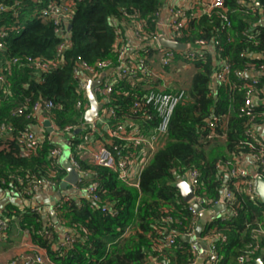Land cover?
<instances>
[{
    "label": "trees",
    "instance_id": "obj_1",
    "mask_svg": "<svg viewBox=\"0 0 264 264\" xmlns=\"http://www.w3.org/2000/svg\"><path fill=\"white\" fill-rule=\"evenodd\" d=\"M0 14V31L7 33L0 58L17 59L4 70V83L0 85V125L9 124L12 133L0 135V190L13 189L23 199L30 200L35 194V181H54V190L59 191L65 169L59 160L50 157L49 151L57 143L45 130L34 150L23 152L17 143V133L38 124L32 106L39 100L54 104L53 122L58 130L66 126L78 127L84 122L83 111L74 109L77 90L72 76L77 58L93 64L97 61L116 62L120 43L114 36V27H121L124 37L141 22L146 35L157 30L162 9L168 0H75L74 10L67 23L60 22L61 34L68 44L58 52L64 38L55 33L53 19L40 16L49 0H0L13 6ZM255 0H223L222 6L209 13L190 16L183 34L178 39L185 43L198 40L211 44L214 56L206 48L204 56L192 62V74L187 79V96L178 102L171 114L164 143L153 153L142 168L138 186L124 183L111 169L88 163L74 152L83 130L65 135L68 147L81 170L89 171V180L98 183V202L80 198L61 199L58 220L69 232V246L59 243L53 227L43 226L36 209L14 210L7 206L5 214L19 220V228L29 234V241L44 251L53 264H190L195 256L190 243L178 236L193 229L196 218L188 209V203L178 195L175 185L186 178L189 169L200 172L201 189L197 194L208 205L219 200L221 190L229 186L236 196L237 216L229 220H214L206 225L207 233L225 236V242L215 241L219 260L216 264H253L264 260V205L250 200L242 191L231 186L221 168L229 167L236 160L247 162L257 151L246 139V130L264 124L257 116L264 112L259 104L256 116L241 115L248 83L238 82L235 72L241 71L249 79L256 78L254 97L264 100V26L255 7ZM264 9V0H257ZM223 17L229 26L223 25ZM121 21L129 24V32L122 28ZM70 26V28H69ZM251 30V38L245 36ZM174 52V63L186 60L182 52ZM144 65L157 58V51L142 48ZM261 58H254L253 55ZM27 59L41 61L58 60L60 66L42 71L31 66ZM225 59L230 66V82L214 85L213 76L218 61ZM159 81L154 84L157 87ZM132 86L126 79L117 80L112 92L114 105L126 110L131 102L141 97L143 85ZM168 91V90H167ZM86 98V97H85ZM259 102V101H258ZM215 117L213 126L209 125ZM151 129V125L149 126ZM148 127V128H149ZM52 173H55L53 178ZM105 207V210H102ZM2 217L8 221L6 215ZM171 220H166V217ZM167 234H172L177 246H159ZM181 245V247H179ZM257 247V248H256Z\"/></svg>",
    "mask_w": 264,
    "mask_h": 264
},
{
    "label": "built area",
    "instance_id": "obj_2",
    "mask_svg": "<svg viewBox=\"0 0 264 264\" xmlns=\"http://www.w3.org/2000/svg\"><path fill=\"white\" fill-rule=\"evenodd\" d=\"M222 2L223 0H179V4L177 5L169 4L166 6L165 17L160 15V20L156 27L157 30L152 36L146 35L141 22H136L133 27L134 29L130 30L131 26L125 23V21H121L122 28L128 27L130 35H132L133 39L136 41V45L130 49L127 45L126 37L123 36L124 33L122 34L123 30L115 23L114 36L117 42L120 43V52L116 62L103 60L89 64L77 58L73 64L72 76L73 79H75L77 90L83 96L82 98L76 99L74 109L77 111L82 110L83 116L89 106L87 98H85L87 81L100 80V83L93 88V94L96 101L101 104V109L90 123H80L79 129L73 126H66L64 130L60 131L53 122L54 116L52 111L55 107L54 104L46 100H39L33 104V113L39 118L41 116L43 118L45 117L50 122L49 128L51 131L49 133V138L52 140V138L56 137H65L67 134H73L76 130H83L78 138L79 142L76 144L74 152H77L81 159L87 157L90 163L113 170L124 183L137 187L138 177L142 168L166 139L168 125L174 107L187 96L185 87L167 91V79L159 75V72L164 69L167 70L173 65H181L184 69L192 67L191 63L201 59L204 56V50L212 46L202 40H198L193 44L189 43L190 48L182 52V57L186 62L176 64L174 63V52L158 46L157 36L163 33L171 39L178 40L186 28L190 16L195 14H207L212 9L221 7ZM18 3V1H14L11 7L0 3V14L15 7ZM74 4L75 0H49L47 4L40 9V16L53 19L56 25L54 30L55 33L60 36V38H64V41L58 48V52H61L63 47L68 44L64 35L61 34V27L58 25L60 22L67 23L71 18ZM223 25L229 26V22L225 17H223ZM249 34H251V30L247 31L245 36L251 38ZM6 36L7 33L0 31V50L4 46L3 40ZM142 48H151L157 51L156 62H149L151 66L144 65L142 56L138 53ZM11 62L17 63L18 60L0 58V85H2L5 80L4 70L6 67L10 66L9 64ZM27 62H29L31 66L42 71L60 66L57 59L52 61L27 59ZM154 64H157V71L153 68ZM230 73L229 63L225 59H220L213 76L214 85L227 84L230 82ZM234 74L238 82H246L249 84L240 113L245 117H249L252 123V119L256 116L255 109L259 104L264 105V100H258L254 97L256 89L254 91L250 87L258 84V80H256V78L249 79L248 76L241 71H236ZM120 79H126L132 86H139V84L145 82L143 85V89L145 90L144 94L131 102L125 111L120 110L114 105V99L111 96L116 81ZM157 81H159V83L157 87H154ZM257 116L264 118V112L259 113ZM215 120V117H213L209 125L213 126ZM150 125L151 129L149 127ZM262 126H264V124L258 127L256 125L251 126L252 128H249L245 132L246 139L250 140L247 144H249L251 148L257 149V151L251 155V158L247 159L251 160V166H248V162L242 164V161L240 162L239 160H236L235 163L227 168L218 166L224 170L225 177L229 178L230 184L235 191L241 189L250 200L256 203H259V199L254 192V177L249 174L248 170L250 167H253L255 176L264 178V137L257 132V128ZM33 128L34 127H32L31 130L24 129L17 133V143L22 147L25 153L34 150L41 141V134L35 133ZM12 130L9 124L0 125V135L3 137L9 136ZM62 153L63 149L59 145L52 147L49 151L50 157H56L58 160L62 156ZM67 160L80 175L77 180L76 189L80 192L82 191L91 203L98 202V183L89 180V171L81 170L71 151H69ZM52 176L54 178L55 173H52ZM185 179L192 187V200L188 203V209L196 220L200 212L217 205L224 207L225 211L222 215L220 214L218 217L214 218V220H229L237 216V208L234 204L237 198L229 186H225L221 190L218 201L208 205V203L204 201V198L197 194L201 189L200 172L195 168H191L186 173ZM54 186V181L39 180L33 182L32 190L34 193H37L54 189ZM67 199L69 198H64V200ZM195 207L200 208V211H197ZM102 210H105V207H102ZM35 211L39 212L37 209ZM166 220H171V218L168 216ZM196 220L194 221L193 229L187 234L179 235V239L180 236H187L190 240L194 236L196 231ZM7 230L8 221L0 217V242L4 240ZM213 233L212 229L207 232L210 237V243L206 251L200 247L199 243L190 244L189 247L195 256L194 261L190 264H196L200 257L204 258L202 259V263H217L219 256L214 242L219 240V242L223 243L226 238L225 236ZM257 235L264 236V230H257ZM62 238V244L69 246L73 240L72 232H65ZM159 246L171 248L177 246V244L174 236L172 234H167L163 241L160 242ZM179 247H181V245H179ZM20 260V264H40L42 262L41 257L32 260L25 255L21 256ZM244 261L245 257H239L238 262L240 264ZM16 264H19V262H16Z\"/></svg>",
    "mask_w": 264,
    "mask_h": 264
},
{
    "label": "crops",
    "instance_id": "obj_3",
    "mask_svg": "<svg viewBox=\"0 0 264 264\" xmlns=\"http://www.w3.org/2000/svg\"><path fill=\"white\" fill-rule=\"evenodd\" d=\"M254 5L257 3V0L253 1ZM169 4H179V0H168L166 2L165 7L162 9L161 15L164 16L166 13V6ZM256 7V6H255ZM258 8V7H256ZM259 13L262 15L264 12L261 8H258ZM264 15V14H263ZM165 17V16H164ZM163 17V18H164ZM261 25L264 26V16L261 19ZM125 31L127 30L129 32L128 27H124ZM127 45L129 46V49L132 48L134 45H136V41L133 39L132 35L128 34L126 36ZM209 51L212 54H214L212 47L209 46ZM157 64H154V69H156ZM181 67V65H180ZM193 68V67H191ZM193 70V69H192ZM191 70V71H192ZM174 73V72H173ZM175 82H178L175 79ZM170 87H167L166 90H176L179 87H184L182 85L177 84H169ZM186 90L188 88V83L185 86ZM43 117H38V124L34 126V131L37 134H44L45 126L43 125V121L41 120ZM45 118V117H44ZM257 132L264 137V126L257 128ZM53 142H56L57 145L60 146V144L63 146L61 147L63 149L62 156L60 157L59 163L63 167V161H66L67 157L69 156V151H71L68 147L67 141L65 140V137H56L52 138ZM61 142V143H59ZM72 152V151H71ZM73 153V152H72ZM84 161L90 163L89 158L84 157L82 158ZM251 160H247L248 166H251ZM64 168V167H63ZM66 172V171H65ZM67 173H65L64 177ZM78 174V173H77ZM63 177V178H64ZM62 178V179H63ZM79 178V177H78ZM62 181V180H61ZM61 184V183H60ZM77 184V182H76ZM76 184H68V186L65 189H61L59 186V191H55L54 189H49L46 191H40L35 193L30 200L23 199L15 190L13 189H2L0 190V217H2L5 212L7 206L14 208V210H20L21 212L31 209H37L40 214L43 226L47 227H53L57 234L58 239L62 236L65 232L68 231V229L61 224V222L58 220V211L57 207L61 201L62 198H71L75 201H78L80 198H84L88 200L87 196L83 194V192L76 189ZM89 201V200H88ZM215 207V206H214ZM214 207H211L209 209L203 210L199 216H197V220L195 222L196 229L197 227H201L199 235L194 234V236L189 240V243H199L200 247L207 250L209 243H210V237L207 233L204 234L206 225L210 223V221L214 220V218L218 217L220 214L222 215L224 213V207L220 206L219 208L214 209ZM50 211H53L55 214V219L51 217L49 214ZM211 211V213L209 212ZM208 212L210 214L204 215L203 213ZM201 214H203V218L201 221ZM6 215V214H5ZM5 217H8L7 215ZM9 220V228L6 232V236L3 241L0 242V264H16V262L19 264L21 263V260L18 261L17 258H21V256L25 255L26 257H29L30 259H35L37 257L42 258V262L40 264H53L51 263L43 250L35 247L30 241H29V234L26 231H22L19 228V220L15 217L12 220L8 217ZM55 220V221H54ZM59 224L60 228L57 226ZM63 239V238H62ZM63 241L59 239V243L62 244ZM201 258V257H200ZM204 259V258H201ZM148 262L151 264H154V259L152 256L148 257ZM200 264H205L204 262Z\"/></svg>",
    "mask_w": 264,
    "mask_h": 264
},
{
    "label": "water",
    "instance_id": "obj_4",
    "mask_svg": "<svg viewBox=\"0 0 264 264\" xmlns=\"http://www.w3.org/2000/svg\"><path fill=\"white\" fill-rule=\"evenodd\" d=\"M256 7L260 8L259 3L257 2L255 4ZM70 28V26H69ZM157 44L158 46L162 47V48H166L175 52H184L186 50H188L190 48V44L189 43H184V42H180L178 40L175 39H171L169 37H167L166 35H164L163 33H160L157 36ZM212 56H214V54H212ZM254 58H261L260 55H253ZM87 87L85 90V95L88 101V108L84 113V122L85 123H90L92 121V119L97 115V113L100 111L101 109V104L98 103L94 97L93 94V88L95 86H97L100 83V80L97 81H92V80H88L87 81ZM43 121V125L45 126V129L48 133H50V122L48 119L46 118H42L41 119ZM79 130H76L75 132H78ZM63 167L66 171V176L63 178L61 184H60V188L61 189H65L68 184H72L75 185L78 177L80 176L79 174H77L76 170L69 164L68 160L66 159V161H63ZM249 174L254 177V192L256 194V196L259 199V202L261 204L264 205V178L255 176V170L253 169V167H250L248 170ZM177 191H178V195L180 196V198L186 202L189 203L192 200V187L188 184L186 179H182L180 180L176 185H175ZM220 205H217L214 207V209L219 208ZM197 211H200V208L195 207ZM211 213V211H209ZM201 213V212H200ZM208 212L203 213L204 215L206 214H210ZM49 214L51 215V217L53 219H55V214L53 211H50ZM203 214H201V221L203 218ZM55 221V220H54ZM57 226L60 228L59 224H57ZM201 227H197L195 233L196 235H199ZM61 230V228H60ZM62 241V238H59ZM180 240L182 242H189V239L187 236H180ZM202 261L201 258H199L196 262V264H200ZM253 264H264V260L262 257H258L253 261Z\"/></svg>",
    "mask_w": 264,
    "mask_h": 264
},
{
    "label": "rangeland",
    "instance_id": "obj_5",
    "mask_svg": "<svg viewBox=\"0 0 264 264\" xmlns=\"http://www.w3.org/2000/svg\"><path fill=\"white\" fill-rule=\"evenodd\" d=\"M155 62H156V58L154 60H152V63H155ZM153 68H154V66H153ZM157 70H158V68L156 67L155 71H157ZM191 70H192L191 67L184 69L182 66L180 67V65H173L167 70L164 69L163 71H160L159 75H161V76H163V78L167 79L166 80L167 87L171 86L169 84H177V85H182L185 87L187 82H188L187 79H188L189 75L192 74ZM175 79L178 82H175ZM158 80H160V79H158ZM160 87H161V85H160ZM79 127H80V125H78L77 128L79 129ZM59 143H61V142H59ZM60 146L63 147L61 144H60ZM17 259H18V261H20L19 258H17Z\"/></svg>",
    "mask_w": 264,
    "mask_h": 264
}]
</instances>
